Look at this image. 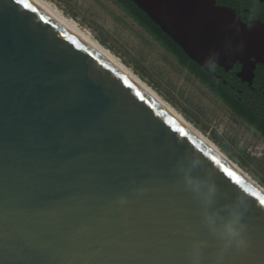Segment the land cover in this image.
Listing matches in <instances>:
<instances>
[{
  "label": "water",
  "instance_id": "obj_1",
  "mask_svg": "<svg viewBox=\"0 0 264 264\" xmlns=\"http://www.w3.org/2000/svg\"><path fill=\"white\" fill-rule=\"evenodd\" d=\"M133 1L202 66L264 60L216 0ZM262 200L85 32L0 0V264H264Z\"/></svg>",
  "mask_w": 264,
  "mask_h": 264
},
{
  "label": "rangeland",
  "instance_id": "obj_2",
  "mask_svg": "<svg viewBox=\"0 0 264 264\" xmlns=\"http://www.w3.org/2000/svg\"><path fill=\"white\" fill-rule=\"evenodd\" d=\"M90 32L264 187V142L116 0H47Z\"/></svg>",
  "mask_w": 264,
  "mask_h": 264
},
{
  "label": "flooded vegetation",
  "instance_id": "obj_3",
  "mask_svg": "<svg viewBox=\"0 0 264 264\" xmlns=\"http://www.w3.org/2000/svg\"><path fill=\"white\" fill-rule=\"evenodd\" d=\"M216 1L221 6L234 9L249 26L259 23L264 27V0ZM171 40L174 41L172 38ZM159 41L195 79L205 85L233 115L256 132L264 142V60L260 56H243L235 62L223 65L213 62L207 68L190 58L175 41L173 49L169 48L163 39Z\"/></svg>",
  "mask_w": 264,
  "mask_h": 264
},
{
  "label": "bare ground",
  "instance_id": "obj_4",
  "mask_svg": "<svg viewBox=\"0 0 264 264\" xmlns=\"http://www.w3.org/2000/svg\"><path fill=\"white\" fill-rule=\"evenodd\" d=\"M59 15L70 21L76 27L85 32L99 47L109 53L116 61H118L126 70H128L136 79H138L149 91L153 93L156 97L160 98L164 104L173 112H175L178 117L183 120L197 135H199L213 150H215L223 159H225L231 166H233L239 173H241L248 181H250L263 195L264 187L252 178L244 169H242L236 162H234L228 155H226L213 141H211L206 135H204L199 129H197L190 121H188L182 114H180L172 105H170L162 96H160L152 87H150L146 82H144L139 76H137L129 67H127L114 53H112L108 48L102 45L98 40H96L92 34L84 30L80 25L71 18H68L62 11L59 10L57 6L53 3L42 0Z\"/></svg>",
  "mask_w": 264,
  "mask_h": 264
},
{
  "label": "trees",
  "instance_id": "obj_5",
  "mask_svg": "<svg viewBox=\"0 0 264 264\" xmlns=\"http://www.w3.org/2000/svg\"><path fill=\"white\" fill-rule=\"evenodd\" d=\"M118 3L129 12L131 16H133L143 27L147 29V31L153 34L158 40H164L165 44L173 49L174 41L164 33L161 27L150 17V15L140 8L138 4L133 0H116Z\"/></svg>",
  "mask_w": 264,
  "mask_h": 264
},
{
  "label": "clouds",
  "instance_id": "obj_6",
  "mask_svg": "<svg viewBox=\"0 0 264 264\" xmlns=\"http://www.w3.org/2000/svg\"><path fill=\"white\" fill-rule=\"evenodd\" d=\"M238 221H239V217H237V223H238ZM239 235H240V233L236 229V227L230 225L228 228V237L230 239H236L237 237H239Z\"/></svg>",
  "mask_w": 264,
  "mask_h": 264
},
{
  "label": "snow or ice",
  "instance_id": "obj_7",
  "mask_svg": "<svg viewBox=\"0 0 264 264\" xmlns=\"http://www.w3.org/2000/svg\"><path fill=\"white\" fill-rule=\"evenodd\" d=\"M226 171H227V170H226ZM228 175H229V176H232L233 173H232V172H228ZM236 182L239 183V180H237ZM261 203L264 204V200H262Z\"/></svg>",
  "mask_w": 264,
  "mask_h": 264
}]
</instances>
